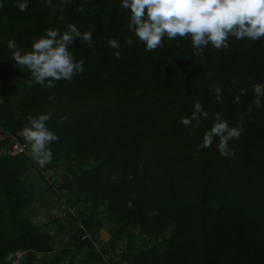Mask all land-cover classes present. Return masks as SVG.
<instances>
[{"label":"trees","instance_id":"obj_1","mask_svg":"<svg viewBox=\"0 0 264 264\" xmlns=\"http://www.w3.org/2000/svg\"><path fill=\"white\" fill-rule=\"evenodd\" d=\"M20 2L0 0L3 192L12 208L33 200L21 177L36 163L27 154L21 121L12 119L17 112L28 125L25 116L50 111L55 118L48 127L59 137L50 146L53 161L64 166L63 186L80 207L53 216L48 232L29 228L2 240L0 255L25 251L21 264H33L38 252L42 264L47 263L44 252H52L56 264L83 253L96 264H264V107L256 106L253 92V85L264 84V38L230 37L229 49L209 44L197 56L190 37H165L162 47L146 51L128 29L130 12L121 7L122 0H28L25 12L19 11ZM68 24L93 33V47L81 39L70 46L85 61L83 73L51 89L36 84L12 59L9 41L29 50L45 30L63 32ZM109 38L120 43L121 58ZM217 86L223 104L216 101ZM241 88L247 95L234 103ZM196 102L208 118L185 127L180 120L191 116ZM216 113L230 126L243 122L240 137L229 142L231 158L218 151V138L209 148L198 147ZM65 115L67 120L58 122ZM10 136L25 143V151L10 154ZM90 158L94 166L88 168ZM68 204L69 199L64 209ZM150 204L159 214L155 228L164 232L159 226L170 224L167 238L141 249L132 237L116 234L108 247L95 249L94 232L101 228L114 231L130 221L131 229L148 232ZM55 238L63 247L59 251ZM119 239L126 247L118 248ZM102 254L108 255L107 263Z\"/></svg>","mask_w":264,"mask_h":264},{"label":"clouds","instance_id":"obj_2","mask_svg":"<svg viewBox=\"0 0 264 264\" xmlns=\"http://www.w3.org/2000/svg\"><path fill=\"white\" fill-rule=\"evenodd\" d=\"M45 3L51 4V0H45ZM17 7L21 12L27 11L28 0H21ZM121 7L130 12V16L126 17L128 29L135 33L139 42H144L146 51L162 47L165 37L169 41L177 37H190L197 56L203 55V49L209 44L217 50L229 49L230 37L252 41L264 38V0H122ZM92 37L91 31L82 33L75 24H68L63 32L58 28L45 30L44 35L34 38L29 50L18 47L15 41H9L8 48L15 63L22 70L26 69L36 84L51 89L56 82L71 81L83 73L85 61L83 58L77 59L70 51V46L76 39H81L91 48ZM126 42L131 44V38H126ZM108 44L117 50L114 55L121 58L120 43L109 38ZM214 92L217 103L223 104L222 89L217 86ZM253 92L256 106L264 107L261 100L264 97V84L253 85ZM241 95H247L245 88L240 89V94L234 97L233 102L239 103ZM49 99L54 100V96ZM54 118L50 111L40 113L35 118L30 117L29 124L22 129L28 147L27 154L40 168L50 164L54 158L50 146L59 137L48 127V122ZM201 118L206 120L208 113L201 103L196 102L191 116L182 117L180 123L189 127L193 121L199 123ZM65 120L66 115L61 116L58 122ZM242 129V121L230 126L220 113H216L214 122L203 134L198 147L209 148L218 138V151L225 158H231L235 153L229 147V142L238 139Z\"/></svg>","mask_w":264,"mask_h":264},{"label":"rangeland","instance_id":"obj_3","mask_svg":"<svg viewBox=\"0 0 264 264\" xmlns=\"http://www.w3.org/2000/svg\"><path fill=\"white\" fill-rule=\"evenodd\" d=\"M9 87H11V85ZM13 92L14 90L10 88L8 95L11 96ZM12 106L16 107V104H12ZM16 114L17 115L12 119V121L17 124L20 120L23 128L25 125L23 124L22 117L17 112ZM25 117H27L28 120L30 117L33 118L31 115H27ZM20 134H22V131L20 132ZM5 135L6 134L0 129V154L3 151L2 142L5 140ZM93 163L94 160L90 158L85 165L88 164V168H91L92 165L94 166ZM88 168H84L81 170L82 172L88 173ZM63 169L64 166H59V163L55 161L47 164L44 168H40L37 164L28 166L21 177V182L24 188L32 196L33 200L22 206H15L13 208L9 204V199L5 198L3 192V177L0 171V245L2 244V240L7 241L11 238L20 236L29 228H31V230H37L40 233L48 232L47 223L52 220L53 216L60 217L65 215L66 212L69 211V209L71 210L72 208L76 210L77 207H80L79 204L74 201L73 197H69L70 189H67L63 186L64 178L62 177L61 173ZM112 178H114V176H112ZM68 199L70 201L68 207L70 208L64 209L65 207H67L65 206V203H67ZM103 212H105V210L102 208L100 213ZM158 218L159 214L157 210L155 209L153 204H150L148 209L149 231L146 232L147 230H145L146 233H140L139 228L131 229L130 221H127V223L124 225L121 224L119 228L114 231H111L109 228H101L100 230H95L94 235L96 241L93 239L96 246L95 249H100L102 245L108 247L110 243V237L115 236L116 234H121V238L132 237L134 240L133 245L137 248L145 249L150 246L158 245L163 239L167 238L170 233H172V228L168 223H163L159 226H165L164 228L166 230L164 229V232H160L155 228L156 220ZM121 232H123V234ZM58 242L59 241L55 238L53 244L56 246L57 251L63 248ZM117 246L119 249H122L123 246L126 247L120 239L118 240ZM36 254L33 260V264H42L43 262H39L41 258L39 256L42 253L38 252ZM84 255L85 254L83 253V256L73 259L70 262L68 259H62L58 264H96L92 258ZM44 258L47 262L45 264H50L54 259V254L52 252H44ZM24 259L25 251H10L5 256L0 255V264H21V260ZM112 260L115 261L116 258L112 257ZM115 264L119 263L116 262Z\"/></svg>","mask_w":264,"mask_h":264},{"label":"built area","instance_id":"obj_4","mask_svg":"<svg viewBox=\"0 0 264 264\" xmlns=\"http://www.w3.org/2000/svg\"><path fill=\"white\" fill-rule=\"evenodd\" d=\"M9 147H8V152L12 155L21 153L25 151L26 149V144L21 142L18 138L15 136H10L9 137ZM102 257L104 261L107 263L108 261V255L107 254H102ZM108 264V263H107Z\"/></svg>","mask_w":264,"mask_h":264}]
</instances>
